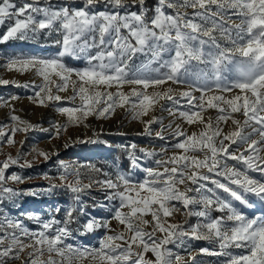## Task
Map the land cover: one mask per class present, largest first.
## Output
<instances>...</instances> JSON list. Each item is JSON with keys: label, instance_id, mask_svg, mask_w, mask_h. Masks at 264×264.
I'll return each instance as SVG.
<instances>
[{"label": "snow or ice", "instance_id": "1", "mask_svg": "<svg viewBox=\"0 0 264 264\" xmlns=\"http://www.w3.org/2000/svg\"><path fill=\"white\" fill-rule=\"evenodd\" d=\"M40 3L41 0H23L22 3L0 0V25L7 24L6 32L0 34V43L36 39L40 33L54 32L60 37L54 41L62 49L56 56H14L4 65L8 71L21 74L32 71L42 79L41 85H33L37 88L34 97H30L34 103L47 106L46 101L59 102L62 97L53 94V87L57 92H65L71 85L70 99L74 102L78 98L80 105L58 108L67 116L69 124L86 120L93 114L108 118L116 107L126 105L134 111L133 118L139 119L160 100H166L177 107L162 105L163 111L170 115L178 111L189 125L200 123L203 129L187 135L177 125V143L173 147L182 150L181 154L168 159L157 158L158 167L143 168L146 178L139 182H133L127 174L117 173L113 179L104 173V179L89 177L85 183L80 171L83 166L60 161L59 176L53 178L45 174L44 179L49 181L46 188L22 192L9 186V181L22 184L25 177L16 173L6 175V172L13 165L31 168L34 160L25 159L20 151L15 157L8 154L0 161V204L14 201L23 194H52L57 189L73 193L74 199L80 201L82 194L97 186L107 192L108 201H119L110 209L112 219L126 231L105 235L98 249H81L65 244L71 237L69 224L76 222L73 208L66 211L64 220L52 217L42 221L39 215L28 214V219L41 225L39 232L5 217L8 228L19 230V234L10 233L9 243H6L8 237L0 236V246H3L0 247V264H7V259H19L26 249L32 251L25 264H73V261L82 264L84 260L89 264H184V258L168 245L179 247L186 237L214 242L218 250L204 248L201 252L223 257L220 264H264V214L246 215L232 203L237 201L245 208H252L255 202L250 197H256L264 205V181L248 174L252 171L264 175V155H261L264 152V0H157L152 8L148 7L147 0H82L83 6L75 8L52 7L50 0H44L45 6H39ZM222 40L227 43L222 45ZM91 49H96L94 54H90ZM81 54H86L87 61L82 69L69 67L64 62L66 56L80 58ZM138 54L148 57L147 63L133 65ZM154 63L159 64V68L150 69L154 74L145 75L141 69H149ZM169 82L187 85V90L178 96L170 87L163 93L147 92L150 87ZM9 83L29 87L0 79V85ZM124 85L139 86V90L133 87L130 94H125L120 91ZM112 87L117 88L115 93L106 90ZM235 90L239 91L233 96L223 95ZM194 92L201 95L196 97ZM181 101L186 104L181 105ZM0 106L10 105L4 101ZM180 107L185 110H179ZM207 109L219 113L215 121L211 117L204 119L202 113ZM236 113L244 117L243 123L235 118ZM10 119L14 123L7 131L6 126L0 125V142L15 146L16 134L27 133L35 126L17 115H11ZM228 120L236 128L222 135L219 124ZM154 123L162 124L163 120L153 117L147 121V134H152L150 125ZM248 128L251 131H246ZM171 129L169 124L163 130ZM60 130L57 128V132ZM156 136L165 138L162 131ZM131 148L135 149L136 145ZM33 151L36 157L50 159L45 151ZM141 152L149 158L157 155L143 149ZM189 152L202 153V158ZM129 159L133 168H141V157L131 152ZM228 161H236L243 168L229 165ZM89 167L97 173L101 171ZM205 182L214 188L207 187ZM188 184L196 187H188ZM181 185H185L184 190ZM216 189L227 193L231 200L222 198ZM192 192L201 195L199 198L188 195ZM196 203L203 204V210L193 211L189 207ZM180 206L188 216L201 217L204 222L188 228L169 222L168 218L179 211ZM213 210L226 215L213 218L210 214ZM147 215L151 216L150 231L144 227L150 223L145 219ZM110 224V220L93 217L81 228L86 232L98 228L112 231ZM232 249L242 251L236 253ZM148 252L153 254L154 260L145 259ZM45 253L47 259L43 258ZM190 258L195 264L196 257Z\"/></svg>", "mask_w": 264, "mask_h": 264}, {"label": "rangeland", "instance_id": "2", "mask_svg": "<svg viewBox=\"0 0 264 264\" xmlns=\"http://www.w3.org/2000/svg\"><path fill=\"white\" fill-rule=\"evenodd\" d=\"M23 0H18V3H22ZM52 7L68 6V7H82V0H50ZM39 6H45L44 0H41ZM103 10V8H101ZM171 11V10H169ZM191 12V9H188ZM7 30L6 25H0V34H3ZM60 37L56 33H40L36 39L27 40H9L5 43H0V79H7L9 81H15L20 85L28 84L29 87H17L14 83H9L7 86L0 85V105L4 101H8L10 106H0V125H4L5 131L8 127L13 125L11 121V115H17L22 120H25L32 125L34 129L27 133H17L14 137L17 142L15 146H8L5 143L0 142V161L4 160L8 154L13 157L16 156L17 152L24 153V158L33 161V166L20 167L18 165L10 166L7 170L6 175L16 173L22 177H25V181L22 184L9 181V186H12L22 192L33 189L38 190L46 188L49 181L44 179L45 174L50 177H57L60 175L62 169L60 167V161L65 162L76 167H80V171L83 174L84 182L88 183L89 177L98 179H104V173H107L110 177L115 179L117 173L127 174L133 182H139L146 178V173L142 171L143 168H157L155 163L157 158L168 159L174 155L181 154L182 150L173 147L177 143V137L175 136L176 126L179 125L180 129L187 135L192 133H199L203 129V125L200 123H193L189 125L184 118L179 116L177 111L176 115H170L169 112L162 110V105H168L174 109L177 106H172L171 102L166 100H160L153 106L147 115L142 116L139 119H134V111L130 105L125 107H116L115 111L108 118H98L96 115H89L86 120H82L77 123L69 124L67 116L61 114L58 111L60 107H73L79 106L80 100L77 98L74 102L71 101L73 95L71 85L65 92H57L53 87L52 92L54 95L58 94L62 97L59 102L46 101L47 106H40L38 103H34L30 97H34L35 86L43 83L42 79L35 75L34 72H25L23 74L8 71L4 65L7 60L14 56H36V57H54L61 51V46L56 44L54 41ZM43 41L51 42V45L43 44ZM227 42L221 41L224 45ZM230 46V45H229ZM96 49H91L90 54H94ZM81 54L80 58L64 57V62L69 66L77 69H82L87 66V61ZM167 58V55L165 56ZM148 57L137 55L132 61L135 66H141L143 63H147ZM159 68V64L150 65L149 69H141L145 75H152L150 69ZM165 71V69H160ZM53 79H56L55 77ZM75 79V78H73ZM59 82V81H57ZM203 83V82H201ZM133 87L139 86L124 85L120 91L125 94H130ZM173 89V94L178 96L179 93L187 90V85H177L171 82L157 86L150 87L147 89L149 94L153 92L163 93L168 88ZM102 91L105 89L101 88ZM107 91L115 93L116 87L106 89ZM239 90H235L231 93H224L226 97L235 95ZM196 97L201 94L199 92L193 93ZM220 94V93H212ZM12 96H18L19 99L12 100ZM134 99V98H132ZM186 104V101H181V105ZM13 108L15 111H13ZM179 110H185L180 107ZM205 120L210 117L215 121L219 113L215 109H207L202 113ZM236 119L240 120L241 123L244 121V117L239 114H233ZM153 117L162 118V124H151L152 134L149 135L145 132L146 122L151 120ZM47 121V122H46ZM171 124V130L166 129ZM219 127L222 129V135L229 134L235 130L236 126L231 120L226 123L221 122ZM57 128L61 130L57 132ZM165 137L163 140L156 136L157 132H161ZM246 131H251L250 128ZM258 139V137H255ZM183 140L184 137H179ZM95 140L96 143H80L79 141ZM23 141V146H20V142ZM227 143V141L225 142ZM135 144L136 148L132 149L131 145ZM236 145H232L235 148ZM45 151L50 154V159L45 161L42 157H36L35 152ZM97 149L108 150L109 153L105 155H95ZM141 149L147 152H153L157 155L154 157L144 156ZM95 150V151H94ZM92 153H87V152ZM134 152L136 156L141 157L139 163L140 169L133 168L129 159V154ZM189 155L201 156L202 153H192ZM264 155V152L261 153ZM229 165H235L237 168H243L242 165L236 161H228ZM89 166H94L101 171L99 173L90 170ZM162 170V168L160 169ZM248 174L253 178L264 181V175L259 172L249 171ZM57 183L59 181H56ZM207 183V187L214 188V185ZM188 187H196L195 185H187ZM235 187V186H233ZM181 190H184L185 185L180 186ZM110 191V190H108ZM218 195L222 198L231 200L227 193H223L222 190H215ZM204 195H211V193L204 192ZM107 192L102 191L99 187L94 186L88 189L86 193L81 195L80 201L74 199V194L64 189H57L54 193H40L39 195L32 196L23 194L15 198L14 201H5L0 204V236L8 237L6 243L10 242V233L19 230L8 228L7 224L4 223L5 217L13 221H20L23 227L30 231L39 232L42 230L41 225L35 220L28 219V214L39 215L42 221H47L52 217L57 220H64L66 218V211L69 208L75 209L73 216L76 218V222L69 224L71 237L65 240V244H72L78 248H89L98 249L100 247L101 240L104 239L105 235H116L121 231H126L123 225H120L117 221L112 219V211L110 210L114 204H118L119 201H108L106 199ZM190 196L199 198L200 193H189ZM255 202V206L252 208H245L243 205H239V202L232 201V203L242 210L246 215H262L264 214V205H262L258 198L250 197ZM175 203V202H174ZM98 204H105L108 207L101 208ZM193 211L203 210V204L196 203L189 206ZM60 211L57 212L56 209ZM123 211H127L124 209ZM211 216L221 217L225 216L224 212L211 211ZM97 220H110V227L112 231H107L103 228H98L93 232H86L81 228L87 220L92 218ZM145 219L150 223L145 227L146 231H150L151 216H145ZM169 222L184 225L185 228L189 226H195L197 223H203L204 220L198 216H188L186 210L180 206V210L174 212L172 217L168 218ZM130 235V234H129ZM159 233L157 236L159 237ZM26 239V238H25ZM185 243L179 247L176 245H168L173 252L178 253L184 258V264H194L191 260V256L196 257L195 264H220L223 257L210 256L203 254L201 249L207 248L209 250H218V246L211 241L207 240H195L191 238H184ZM119 243V242H118ZM3 247V246H0ZM135 249V246H134ZM139 250V249H135ZM31 249H26L23 253H20L19 259H7V264H25V261L29 257ZM236 253L241 252V249H232ZM47 253H45L44 259H47ZM59 259V257H54ZM146 260H154L155 257L151 252L145 254ZM73 264H81V262L73 261ZM82 264H89L88 260H84Z\"/></svg>", "mask_w": 264, "mask_h": 264}, {"label": "trees", "instance_id": "3", "mask_svg": "<svg viewBox=\"0 0 264 264\" xmlns=\"http://www.w3.org/2000/svg\"><path fill=\"white\" fill-rule=\"evenodd\" d=\"M156 2H157V0H147V5H148L149 8H152V7L155 6ZM43 44L50 46L51 42L43 41Z\"/></svg>", "mask_w": 264, "mask_h": 264}, {"label": "bare ground", "instance_id": "4", "mask_svg": "<svg viewBox=\"0 0 264 264\" xmlns=\"http://www.w3.org/2000/svg\"><path fill=\"white\" fill-rule=\"evenodd\" d=\"M4 86H7V85H4ZM47 122V121H46ZM96 150V149H95ZM94 150V151H95ZM87 153H92V152H87ZM106 153H109L108 150H101V149H97L96 152H94L95 155H105Z\"/></svg>", "mask_w": 264, "mask_h": 264}]
</instances>
